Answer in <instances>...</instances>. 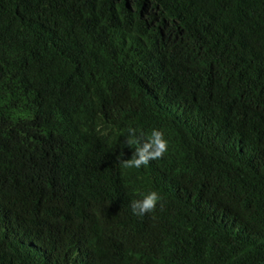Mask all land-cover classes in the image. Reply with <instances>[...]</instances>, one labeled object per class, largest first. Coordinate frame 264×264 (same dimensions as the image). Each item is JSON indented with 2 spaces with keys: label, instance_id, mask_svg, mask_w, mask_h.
I'll list each match as a JSON object with an SVG mask.
<instances>
[{
  "label": "trees",
  "instance_id": "16d2710c",
  "mask_svg": "<svg viewBox=\"0 0 264 264\" xmlns=\"http://www.w3.org/2000/svg\"><path fill=\"white\" fill-rule=\"evenodd\" d=\"M0 264H264V0H0Z\"/></svg>",
  "mask_w": 264,
  "mask_h": 264
},
{
  "label": "clouds",
  "instance_id": "9594fccd",
  "mask_svg": "<svg viewBox=\"0 0 264 264\" xmlns=\"http://www.w3.org/2000/svg\"><path fill=\"white\" fill-rule=\"evenodd\" d=\"M126 143L128 146L136 145L131 158L122 161L126 168H140L146 166L151 160L160 159L168 151V141L161 130L153 129L151 135L141 144L137 137V129L129 127L127 129ZM142 198L131 201L132 213L143 216L152 212L158 201L162 200L161 195L151 190L140 194Z\"/></svg>",
  "mask_w": 264,
  "mask_h": 264
}]
</instances>
